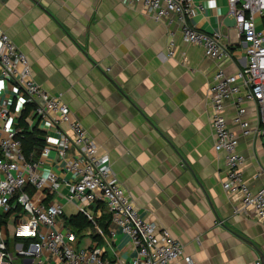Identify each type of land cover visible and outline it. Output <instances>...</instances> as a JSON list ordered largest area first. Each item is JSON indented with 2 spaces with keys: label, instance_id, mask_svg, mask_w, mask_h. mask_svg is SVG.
<instances>
[{
  "label": "crops",
  "instance_id": "obj_1",
  "mask_svg": "<svg viewBox=\"0 0 264 264\" xmlns=\"http://www.w3.org/2000/svg\"><path fill=\"white\" fill-rule=\"evenodd\" d=\"M194 2L205 8L196 10L190 23L219 33L228 57H208L203 47L183 40L177 22L156 21L141 3L126 0H0V28L26 54L36 82L60 96L109 155L140 216L168 228L183 244L184 257L170 264H264V224L252 213L236 212L223 188L225 153L215 149L209 96L220 70L234 74L246 65L245 44L228 0ZM172 39L175 55L168 57ZM10 89L0 78V95ZM235 100L226 102V122L239 136L241 169L256 192L264 187L258 109L243 102L251 130L244 135L235 121ZM62 127L71 133L68 125ZM36 129L44 140L33 151L38 158L59 135L44 120ZM42 169L61 172L54 154ZM53 200L63 204L65 226L82 213L76 202L62 197L49 195L44 202ZM92 209L93 227L75 234L78 243L86 239L84 246H100L104 258L130 264L137 250L129 236L111 222L104 202ZM13 217L1 224L10 253L23 243L13 235ZM14 264H33V259L16 257Z\"/></svg>",
  "mask_w": 264,
  "mask_h": 264
},
{
  "label": "built area",
  "instance_id": "obj_2",
  "mask_svg": "<svg viewBox=\"0 0 264 264\" xmlns=\"http://www.w3.org/2000/svg\"><path fill=\"white\" fill-rule=\"evenodd\" d=\"M229 14L235 19L238 36L245 44L247 63L234 74L220 70L209 87L215 149L225 153L226 173L223 188L235 202L236 212L252 213L264 224V187L251 190L245 181L239 152V136L226 122L225 105L236 98L235 121L244 135L251 134L245 121L243 102L257 105L260 126L257 136H264V0H228ZM141 3L154 20L177 22L185 42L204 48L208 57L229 56L220 34L209 33L190 23L196 10L204 4L194 0H126ZM260 19L262 21L257 22ZM173 35V33H172ZM175 55L172 39L168 57ZM0 78L11 89L0 95V264H14L16 257L31 258L33 264H122L104 258L100 246H81L77 236L64 224L63 204L49 195L77 203L79 211L95 222L93 207L101 201L111 214V222L128 235L137 250L130 264H170L184 257V246L169 231L146 221L131 197L121 186L110 165L108 154L60 96L38 84L26 54L0 28ZM244 90V91H243ZM26 113V114H25ZM44 120L59 135L55 144L47 143L39 157L28 156L24 149V131L33 130ZM69 126L71 133L62 125ZM54 154L61 172L45 171L42 164ZM68 188V192L64 189ZM20 210L13 213L15 208ZM11 212L14 237L34 238L22 243L15 253L6 249L2 220ZM115 233V230H112ZM189 263L191 259L186 258Z\"/></svg>",
  "mask_w": 264,
  "mask_h": 264
},
{
  "label": "trees",
  "instance_id": "obj_3",
  "mask_svg": "<svg viewBox=\"0 0 264 264\" xmlns=\"http://www.w3.org/2000/svg\"><path fill=\"white\" fill-rule=\"evenodd\" d=\"M38 133L39 131L37 129L24 131V137H23L24 149L28 156H30L35 149L42 147L44 144V140L38 136ZM36 153L37 152H35V154ZM45 201H47V199ZM17 210H20V207L15 208L14 211ZM10 215L11 212L6 214L5 218H9ZM1 222H6V220L3 219ZM66 226L70 228L74 234L78 235V233L79 232L81 233L82 230L93 227V222L89 220V218L85 214L79 213L77 215L68 218ZM17 239H22L26 246L31 241L34 240V238H24V237H17Z\"/></svg>",
  "mask_w": 264,
  "mask_h": 264
},
{
  "label": "rangeland",
  "instance_id": "obj_4",
  "mask_svg": "<svg viewBox=\"0 0 264 264\" xmlns=\"http://www.w3.org/2000/svg\"><path fill=\"white\" fill-rule=\"evenodd\" d=\"M81 235H82V234L79 232L77 236L80 237ZM86 241H87V240L84 239L80 245H81V246H84V245L86 244Z\"/></svg>",
  "mask_w": 264,
  "mask_h": 264
}]
</instances>
